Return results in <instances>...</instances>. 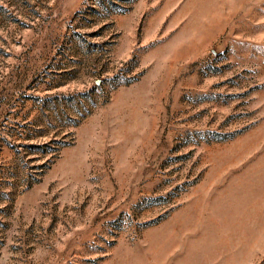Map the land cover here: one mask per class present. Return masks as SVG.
<instances>
[{
    "label": "rangeland",
    "instance_id": "1",
    "mask_svg": "<svg viewBox=\"0 0 264 264\" xmlns=\"http://www.w3.org/2000/svg\"><path fill=\"white\" fill-rule=\"evenodd\" d=\"M0 264H264V0H0Z\"/></svg>",
    "mask_w": 264,
    "mask_h": 264
}]
</instances>
